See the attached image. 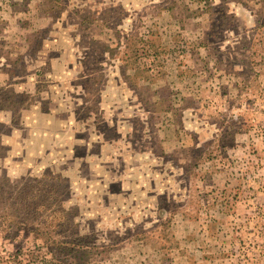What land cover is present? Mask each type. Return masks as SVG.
Listing matches in <instances>:
<instances>
[{"label":"rangeland","instance_id":"1","mask_svg":"<svg viewBox=\"0 0 264 264\" xmlns=\"http://www.w3.org/2000/svg\"><path fill=\"white\" fill-rule=\"evenodd\" d=\"M26 191L76 264H264V0H0V194ZM2 223L0 264L44 244Z\"/></svg>","mask_w":264,"mask_h":264},{"label":"trees","instance_id":"2","mask_svg":"<svg viewBox=\"0 0 264 264\" xmlns=\"http://www.w3.org/2000/svg\"><path fill=\"white\" fill-rule=\"evenodd\" d=\"M17 194V196H15ZM19 194V195H18ZM30 191L23 193L9 194L4 196L0 194V209H2L3 214L0 215V229L1 221L3 225L6 226L5 237L15 239L22 235H32L38 233L40 235L41 241L44 243L42 245L36 246L34 249H28L27 251L23 249H18L16 252L10 255V264H76L75 260H67L72 252L76 253V257L79 255L74 250L78 245H81L82 240H80L79 234L75 236H69L64 234L60 230L61 223L58 222L55 229L51 231V228L47 229L48 224H52L54 216H46L43 213H39L38 216L33 217L32 212V202L29 196ZM48 202L45 198L36 205L37 211L45 210ZM41 209V210H40ZM10 211V212H9ZM22 214V215H21ZM21 217L19 221H15V216ZM37 225V226H36ZM2 235V233H1ZM70 239V240H69ZM80 240V241H78ZM84 243V242H83ZM75 244V248H70L67 245ZM46 252L50 254V257L46 256ZM71 252V253H70ZM89 251H85L88 254ZM67 256L66 258L64 257Z\"/></svg>","mask_w":264,"mask_h":264}]
</instances>
